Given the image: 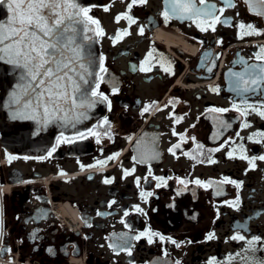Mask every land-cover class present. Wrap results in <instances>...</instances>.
<instances>
[{"label": "flooded vegetation", "instance_id": "obj_1", "mask_svg": "<svg viewBox=\"0 0 264 264\" xmlns=\"http://www.w3.org/2000/svg\"><path fill=\"white\" fill-rule=\"evenodd\" d=\"M206 3L222 21L215 31L211 21H199L207 31L193 20L166 21L165 0H85L98 22L106 69L99 91L110 106L97 103L98 116L85 126L56 121L50 146L35 154L0 143L1 257L22 264L264 261V160L249 163L264 156V137L254 135L264 132V89L248 94L253 111L231 90L230 76L262 63L255 55L264 47V16L249 0ZM241 23L259 34H245ZM216 108L228 111H210ZM90 129L98 135L77 136ZM61 132L74 142L56 146ZM238 234L245 240L232 239ZM253 237L260 238L254 253L246 251Z\"/></svg>", "mask_w": 264, "mask_h": 264}, {"label": "snow or ice", "instance_id": "obj_2", "mask_svg": "<svg viewBox=\"0 0 264 264\" xmlns=\"http://www.w3.org/2000/svg\"><path fill=\"white\" fill-rule=\"evenodd\" d=\"M132 2L135 4L136 0ZM165 3L167 7L163 15L166 21L170 17L193 20L198 22L197 27H200L202 31H207L208 28L202 27L199 21L203 20L205 23L211 21L208 27H211L213 31H215V24L222 22L216 15L215 5H208L206 0H165ZM249 3L257 15L264 16V0H249ZM2 5H6L9 15L6 21L0 22V61L20 70L19 82L10 99V105L16 106L12 112L14 119L35 120L42 125L61 121L64 126L75 128L77 123L88 118L87 110L94 108L97 103L107 102L110 106L108 97L99 91V82L103 80V77L97 74L98 81L90 83L88 77L93 75L90 71L91 61L84 62L83 48L76 42L79 25H83V30L87 33L94 31L89 27V23H98L88 15L90 11L88 7L82 6L79 0H0V6ZM219 11L223 12V9ZM127 18L135 22L131 17ZM239 27L242 30L247 29L245 34H259L252 25L246 26L241 23ZM84 39L91 40V37L85 35ZM255 58L262 63H245L243 71L230 73L233 77L231 90L242 98V104L253 111L257 109L254 105L248 104L247 96L258 94L264 89V47L260 48ZM208 70L211 71V68ZM100 71L106 72L103 65L100 66ZM114 90L117 89L114 88ZM212 90L219 91L216 88ZM233 107L244 115L238 105L234 104ZM261 107H264V104ZM145 111L148 109L145 108ZM210 111L223 113L228 109L216 108ZM259 114L264 116V111ZM104 123H108L107 118ZM220 124L227 126L223 121H220ZM88 134L98 135L90 129L89 133L78 132L77 136L86 138ZM254 135L264 137V132ZM60 137L56 140V146L62 142H74L65 137L63 132ZM99 142L97 139V143ZM175 147L179 148L180 145L177 144ZM55 150L56 148L53 147L48 155L51 156ZM228 155L231 157L232 152ZM14 158L9 156V161ZM114 158L109 157V159ZM257 158L264 160V156L251 159L241 156V159H249L253 167L255 166L253 161ZM156 179L163 180L164 178L156 177ZM136 182L139 184V180ZM228 182L236 183L235 181ZM195 183L201 184L202 182L197 180ZM141 195L150 196L151 193H141ZM136 211L142 213L143 209L136 206ZM2 227L3 221L0 219V229ZM144 235L145 233H141L134 239L139 240ZM152 235L159 234L152 233ZM2 236L3 232L0 230V238ZM208 238L212 239L213 236L209 235ZM161 239L164 238L161 237ZM232 239L245 240V237L238 234ZM149 242L151 243V239ZM259 242V237L248 240L249 247L246 251L253 253L257 251L255 245ZM172 243L177 242L172 241ZM127 251L131 255L130 247ZM229 259L231 260V257ZM209 264H215V258ZM248 264H264V261H259L253 256L248 258Z\"/></svg>", "mask_w": 264, "mask_h": 264}, {"label": "water", "instance_id": "obj_3", "mask_svg": "<svg viewBox=\"0 0 264 264\" xmlns=\"http://www.w3.org/2000/svg\"><path fill=\"white\" fill-rule=\"evenodd\" d=\"M79 3L83 5L85 0H79ZM8 15L6 5L0 6V22L6 21ZM89 27L94 31L85 33L83 25L78 26L76 42L83 48L84 62L91 61L90 71L93 72V75L88 79L90 83H95L100 70V49L96 38V25L89 23ZM85 35L90 36L91 40L84 39ZM19 75V69L0 61V141L2 146L11 152L35 154L50 146L55 131L60 129L58 128L60 124L54 121L51 124L42 125L35 120L14 119L12 117V112L16 106L10 105V99L16 84L19 82ZM96 116H98V111L95 106L87 110L88 118L81 120L76 126H85Z\"/></svg>", "mask_w": 264, "mask_h": 264}]
</instances>
